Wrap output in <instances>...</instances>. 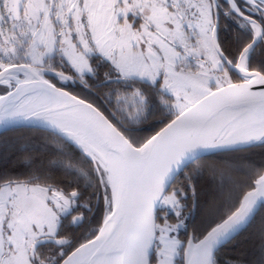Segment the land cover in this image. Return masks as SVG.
Masks as SVG:
<instances>
[{
	"label": "snow or ice",
	"instance_id": "obj_1",
	"mask_svg": "<svg viewBox=\"0 0 264 264\" xmlns=\"http://www.w3.org/2000/svg\"><path fill=\"white\" fill-rule=\"evenodd\" d=\"M19 128L51 140L0 170V264H264V164L209 158L264 149V0H0Z\"/></svg>",
	"mask_w": 264,
	"mask_h": 264
},
{
	"label": "trees",
	"instance_id": "obj_2",
	"mask_svg": "<svg viewBox=\"0 0 264 264\" xmlns=\"http://www.w3.org/2000/svg\"><path fill=\"white\" fill-rule=\"evenodd\" d=\"M46 140L50 141L51 137H48L46 133L30 130L28 128H19L2 132L0 134V170H6L17 174H25L27 169L21 163L22 158L24 156L31 155L38 159H42L44 156H46V153L42 154L39 151L23 152L20 150L19 146L21 144L27 145L29 147L33 145H40L45 143ZM5 141L9 143L18 141V143L5 154L2 147ZM209 158L219 162L229 160L240 162L246 160L253 162L257 166H260L261 164H264V149L257 147L254 149H247L239 153L217 152L211 154ZM231 174L234 178L240 180L244 179L246 175L244 170H235L232 171ZM259 226L260 217H257V220L253 223V225L246 229L236 241L224 247L221 252V259L229 257L235 258L239 254V250L242 247L250 250L256 243L255 233L258 231Z\"/></svg>",
	"mask_w": 264,
	"mask_h": 264
},
{
	"label": "water",
	"instance_id": "obj_3",
	"mask_svg": "<svg viewBox=\"0 0 264 264\" xmlns=\"http://www.w3.org/2000/svg\"><path fill=\"white\" fill-rule=\"evenodd\" d=\"M2 132H5V131H3V130H0V134H1Z\"/></svg>",
	"mask_w": 264,
	"mask_h": 264
}]
</instances>
